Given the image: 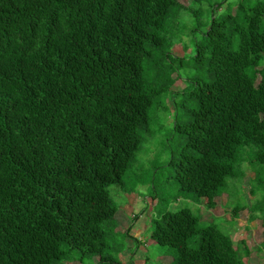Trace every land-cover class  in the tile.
<instances>
[{"label": "trees", "instance_id": "16d2710c", "mask_svg": "<svg viewBox=\"0 0 264 264\" xmlns=\"http://www.w3.org/2000/svg\"><path fill=\"white\" fill-rule=\"evenodd\" d=\"M224 2L201 19L180 0H0V264H122L117 236H131L117 229L109 186L134 192L125 173L168 94L184 143L169 162L174 196L148 184L150 238L169 264H246V245L169 203L214 207L247 162L264 251V0L218 16ZM185 14L193 49L177 55ZM185 60L193 74L173 91Z\"/></svg>", "mask_w": 264, "mask_h": 264}, {"label": "rangeland", "instance_id": "374dc122", "mask_svg": "<svg viewBox=\"0 0 264 264\" xmlns=\"http://www.w3.org/2000/svg\"><path fill=\"white\" fill-rule=\"evenodd\" d=\"M184 4H190V9L198 10L201 19H206L209 16L210 5L222 0H180ZM237 0H225L221 8L216 12L218 16L234 12ZM193 19L189 14L184 16V24L181 25L183 33L181 34V42L173 47V52L177 55H182L184 45L189 49L192 46V31ZM198 35V31L195 33ZM193 52V51H192ZM190 52L187 51V60ZM187 60L183 61V65L179 66L180 78L176 79L171 86L173 91H180L185 87L188 77L193 74V70L186 65ZM159 104L151 108V120L149 125V133L145 134L136 157L131 166L127 169L124 181L126 189H132L137 196L127 197V206L120 204L124 209L121 210L127 222L126 226L120 222V228L129 229V235H138V230L147 228L150 232V219L154 212L152 211L153 200L149 196V187L151 182L157 188L159 197L171 199L177 191V184L172 178L174 170L170 165L172 158H177L180 154L184 143V137L181 133L174 130L175 122L182 123V108L180 99H174L168 94L166 98L160 97ZM244 176L238 180L229 179L224 194L215 197V206L207 208L205 200L195 201L190 199H181L177 202H170L169 207L173 210L181 206H189L192 211L200 214L202 224L214 222L219 226L221 231L230 234L233 243L240 250L246 245L249 249V254H243V261L246 264H264V251L258 247L263 239V227L260 219H249V206L257 197V194L250 193L249 179L253 177L254 172L250 165L246 162L243 164ZM111 197L118 205L125 203V198L121 187L117 184L109 186ZM230 195V196H229ZM235 203H246L239 210L238 216L233 218L231 209ZM130 214V215H129ZM134 214V217L132 216ZM128 215V216H127ZM130 216V217H129ZM132 216V217H131ZM131 218V220H130ZM117 221V219L115 218ZM131 235V236H132ZM141 239L123 237L122 234L117 236L119 240H123V248L117 254L122 264H169L172 261V256L169 254V248L165 245L157 243L149 244V234L144 232L141 234ZM243 241V243H241ZM97 258V257H96ZM95 258V259H96ZM94 260V258H93ZM90 260L85 259L83 264H90ZM68 264H80L78 261Z\"/></svg>", "mask_w": 264, "mask_h": 264}, {"label": "crops", "instance_id": "0c3cea01", "mask_svg": "<svg viewBox=\"0 0 264 264\" xmlns=\"http://www.w3.org/2000/svg\"><path fill=\"white\" fill-rule=\"evenodd\" d=\"M138 194H136L135 192H130V193H127V192H123V195H122V197L124 196V200H125V203H119L118 204V209H117V211H116V213H115V218L117 219V223H118V226H117V229L119 230V231H125L123 228H120V222H119V220L120 221H122V223H124L123 224V226L125 225H127L126 223V221L124 220L125 218L123 217V216H121V214L119 215V213H121V210L122 211H124V209L120 206V204H124L123 206H127L128 204H127V202H128V199H127V197L129 198V197H132V196H137ZM127 196V197H126ZM130 215V214H129ZM128 216V215H127ZM132 216L134 217V214H132ZM131 216V217H132ZM130 217V216H129ZM130 220H131V218H130ZM147 229H148V227L147 228H144V230H143V232H141L142 230H138V233H139V236L138 235H130L131 237L130 238H134V240H139V239H141V234H143L144 232H147L148 234H150V232H148L147 231ZM128 238V237H127ZM149 238H150V235H149ZM149 244H152V243H154L155 241L154 240H152L151 238L149 239Z\"/></svg>", "mask_w": 264, "mask_h": 264}]
</instances>
